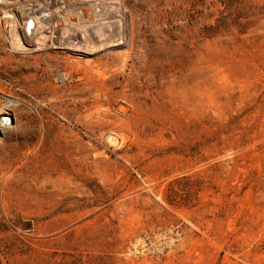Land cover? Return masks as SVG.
<instances>
[{
	"label": "rangeland",
	"instance_id": "rangeland-1",
	"mask_svg": "<svg viewBox=\"0 0 264 264\" xmlns=\"http://www.w3.org/2000/svg\"><path fill=\"white\" fill-rule=\"evenodd\" d=\"M33 1L0 0V264H264V0Z\"/></svg>",
	"mask_w": 264,
	"mask_h": 264
},
{
	"label": "bare ground",
	"instance_id": "bare-ground-1",
	"mask_svg": "<svg viewBox=\"0 0 264 264\" xmlns=\"http://www.w3.org/2000/svg\"><path fill=\"white\" fill-rule=\"evenodd\" d=\"M49 1H51V0H49ZM13 2V1H12ZM33 4V3H32ZM52 4V3H51ZM41 5V4H40ZM33 7H34V5H33ZM43 7V6H42ZM36 8V7H35ZM35 8H33L34 10H35ZM39 8V7H38ZM89 9V8H88ZM91 9V8H90ZM39 10V9H38ZM95 10V9H94ZM37 11V10H36ZM35 11V12H36ZM92 11V10H91ZM40 12V11H39ZM42 12V11H41ZM56 12V11H55ZM54 12V13H55ZM89 12V11H88ZM37 13V12H36ZM43 14V13H42ZM44 14H50V15H52L53 14V11H51L50 9H48V10H45L44 11ZM39 15V14H38ZM40 16L41 17H45V16H42L41 14H40ZM31 17H33V16H31ZM35 17V16H34ZM33 17V18H34ZM38 17V16H37ZM94 17H96V16H94ZM47 18V17H46ZM51 19V18H50ZM96 21V20H95ZM32 23V22H31ZM39 23V22H38ZM42 24V23H41ZM39 26V25H38ZM34 28V26L32 27V29ZM37 27H35L33 30L35 31V29H36ZM31 29V31L30 32H32L33 30ZM41 30H43V29H41ZM40 30V31H41ZM39 31V32H40ZM48 32V31H47ZM112 32V31H111ZM33 33V32H32ZM90 33V32H89ZM114 34V33H113ZM108 35V34H107ZM92 37V36H91ZM105 38V37H104ZM109 39V38H108ZM87 42V41H86ZM82 50V49H81ZM4 118V117H3ZM2 117H0V130L3 128V126H4V124H5V118L3 119Z\"/></svg>",
	"mask_w": 264,
	"mask_h": 264
},
{
	"label": "built area",
	"instance_id": "built-area-1",
	"mask_svg": "<svg viewBox=\"0 0 264 264\" xmlns=\"http://www.w3.org/2000/svg\"><path fill=\"white\" fill-rule=\"evenodd\" d=\"M34 1H36V0H34ZM33 1V2H34ZM40 1H42V0H40ZM46 2H47V0H46ZM3 17H9L10 19H16L15 18V13H13V12H10V11H4V10H2V14L0 13V25H1V22H2V18ZM32 21H30V23L28 24L27 23V25H26V28H30V30L32 29V25L31 24H33V22L31 23Z\"/></svg>",
	"mask_w": 264,
	"mask_h": 264
}]
</instances>
